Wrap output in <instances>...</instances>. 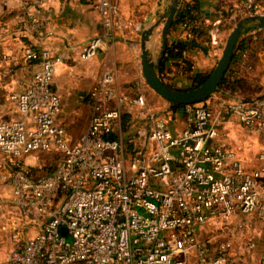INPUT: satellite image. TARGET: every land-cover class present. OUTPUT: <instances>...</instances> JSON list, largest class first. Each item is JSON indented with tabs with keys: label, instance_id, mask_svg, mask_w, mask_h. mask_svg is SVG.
<instances>
[{
	"label": "built area",
	"instance_id": "built-area-1",
	"mask_svg": "<svg viewBox=\"0 0 264 264\" xmlns=\"http://www.w3.org/2000/svg\"><path fill=\"white\" fill-rule=\"evenodd\" d=\"M56 1L30 0L20 30L39 40L53 35V17L40 10ZM96 6L104 33L72 44L71 50L90 60L128 29L136 34L133 46L140 47L142 22L123 17L115 0H99ZM262 10L259 0H239L213 22L201 17L181 22L177 39L197 41L194 29L204 24L211 44H218L221 24L234 27ZM188 52L183 50L182 58ZM24 56L39 61L40 68L13 96L20 116L0 118V156L8 160L7 169H0V215L8 187L15 206L39 228L29 238L13 234L8 264H231L232 241L214 243L200 233L208 225L230 227L239 213L264 220V149L259 164L248 168L215 138L229 112L264 136V96L184 104L179 107L184 125L174 132L170 120L179 114L168 118L170 109H148L143 92L122 93L115 71L105 68L89 93L94 108L89 125L72 139L58 121L62 98L55 81L66 55L30 43ZM124 112H133L125 126ZM51 150L61 155L50 170L39 171L26 161L34 152ZM249 223H239L238 229ZM254 246L251 240L248 247Z\"/></svg>",
	"mask_w": 264,
	"mask_h": 264
},
{
	"label": "crops",
	"instance_id": "crops-1",
	"mask_svg": "<svg viewBox=\"0 0 264 264\" xmlns=\"http://www.w3.org/2000/svg\"><path fill=\"white\" fill-rule=\"evenodd\" d=\"M98 1L60 0L47 3L41 8L40 15L53 17L55 32L44 40H39L33 34L22 32L19 28L21 20L29 9L27 4L30 0H0V118L20 116L13 96L28 86L33 73L40 68L39 61L27 60L24 56L25 47L30 43L39 47H47L54 54L66 55L56 68L55 81L56 89L62 98L58 121L67 127L72 139H77L89 125L94 110L89 93L105 68H112L115 71L119 89L128 96H134L140 92L145 93L146 107L152 110L147 100L149 90L142 71L141 48L133 46L132 40L136 34L131 30H126L125 35L117 36L109 49L100 48L90 60L81 58L77 51L70 49L74 43H83L104 33L103 16L96 6ZM115 1L119 4L123 17L142 22L146 28L164 14L173 0ZM188 1L194 0H183L181 5ZM198 1L202 9L200 17L204 18L206 23L213 22L221 16L224 17L225 12L229 14L230 9L239 2V0ZM259 1L264 7V0ZM205 10H209V18ZM162 26L163 22L155 28L150 42L154 57L160 54ZM232 29L233 25L228 22L221 24L220 42L211 44L207 52L198 48H189L185 58L193 62V67H190L184 60L164 57L160 71L165 82L176 88H184L192 84V75L196 70L207 71L214 68ZM180 32L181 24L173 22L169 42L177 39ZM247 33L251 34L249 38L251 46L249 52L234 63L233 76L238 79L235 88L221 91L225 94L224 97L229 99L238 96H264V41L262 40L264 29L257 27L245 34ZM237 70L242 73L240 77L236 76ZM130 84H133L135 88ZM127 88L131 91L127 92ZM217 102L214 100L213 103L217 105ZM161 104L166 105L164 111L171 110L166 113L168 118L173 114H179L178 120H170L171 128L174 132H178L184 125L182 108L171 109L169 102ZM129 113L133 115V112ZM227 114L229 115L225 116L224 122L218 126L219 134L215 141L222 142L234 150L248 168L256 167L260 162L259 154L264 149V136L257 128L243 126L232 112ZM51 151L61 155L58 150ZM26 161L39 171L50 170L49 168L44 169L46 164H43L38 153L28 155ZM7 162L6 158L0 156V169H7ZM3 194L5 205L3 214L0 215V247L5 248V251L0 253V264H8L14 244L13 234L18 233L22 238H29L36 234L39 224L22 215L13 202L10 188L6 187ZM247 221L250 223L238 229L239 223ZM203 230L200 235L207 238L203 235L205 231ZM207 232L211 233L208 238H211L214 243H217L219 239L232 241L233 261L231 264H264V220L257 218L255 214L239 213L230 227H223L221 231L208 230ZM251 240L255 241V246L249 248L248 244Z\"/></svg>",
	"mask_w": 264,
	"mask_h": 264
},
{
	"label": "water",
	"instance_id": "water-1",
	"mask_svg": "<svg viewBox=\"0 0 264 264\" xmlns=\"http://www.w3.org/2000/svg\"><path fill=\"white\" fill-rule=\"evenodd\" d=\"M182 1L183 0H173L169 8L166 9L164 14L160 15L154 24L142 30L140 38L141 65L144 77L149 86L169 102V108L179 104L201 102L211 97L214 93L218 92L220 90V83L232 62L238 40L242 35L253 28L259 27L264 29V13L250 14L240 19L229 32L220 57L218 58L210 76L203 83L189 89L171 87L161 76L159 67L163 58L165 57L169 44L170 29L179 11ZM205 12L209 18V10H205ZM162 22L161 50L160 54L157 57H154L151 52L150 42L152 41L155 28ZM248 23L251 24L248 25ZM178 41L184 43L190 48H200L205 52L208 51L207 47L198 41L184 38H179ZM177 59L184 60L190 67H193V62L189 58ZM63 230L66 231L67 229L63 228Z\"/></svg>",
	"mask_w": 264,
	"mask_h": 264
},
{
	"label": "trees",
	"instance_id": "trees-1",
	"mask_svg": "<svg viewBox=\"0 0 264 264\" xmlns=\"http://www.w3.org/2000/svg\"><path fill=\"white\" fill-rule=\"evenodd\" d=\"M225 13L226 14H224V16L228 14V12H225ZM200 15H202V9H201V4L198 0L184 2L179 8V11L175 17L174 22L181 23L186 20L193 21L195 19H198ZM194 31L196 32V35H197V41L204 44L208 49L211 46L210 35L208 33V26L201 24L200 26L195 28ZM259 34H261V32H259ZM250 36L251 34L247 33V34L242 35L241 38L238 40L232 62L223 80L220 83L219 91H225L228 88H231V89L235 88V85L238 79L235 78V76H233L234 71H235L234 63L240 60L242 53L249 52V49L251 46V43L249 40ZM262 40L264 41V37L262 38ZM189 48H190L189 46L185 45L184 43L179 42L177 39H172L168 44L165 58L182 57L183 50L189 49ZM160 69L161 67H159V72L161 76L163 77ZM212 70L213 68L207 71L196 70L192 75V84L186 88H180V89H189V88H193V87L200 85L210 76ZM170 86L173 87L172 85ZM182 105L184 104L174 105L171 109H177L181 107ZM130 120H131V114L129 112H124L123 113V126H125L127 122H129Z\"/></svg>",
	"mask_w": 264,
	"mask_h": 264
},
{
	"label": "rangeland",
	"instance_id": "rangeland-1",
	"mask_svg": "<svg viewBox=\"0 0 264 264\" xmlns=\"http://www.w3.org/2000/svg\"><path fill=\"white\" fill-rule=\"evenodd\" d=\"M130 85L135 88V86H133V84H130ZM116 86L118 87L117 83H116ZM186 87H188V86H185L184 88H186ZM147 88L149 90L147 92V100H148V103H149L150 107L152 108L153 111L163 113L165 108H166V105H163L161 103L162 102H167L168 103V101H166L161 95H159L154 89H152L149 86V84L147 85ZM127 90H128L127 92L131 91L130 88H127ZM120 91L122 92V90H120ZM122 93H124V92H122ZM125 94H127V93H125ZM222 96L224 97L225 94H223V92H221V91H218V92L214 93L211 96V103L213 105H215L213 103L214 100L219 101ZM227 115H229V114L226 113L225 116H227ZM166 116H167V114H166ZM35 153H38L39 157L43 161V164H46L44 166V169H47V168L51 169L52 166H53L52 163H56L58 161V159H59V156H60L59 153H55V152H52V151H39V152H35ZM223 227H224V225H222V223H219L218 225H213V226L212 225H208V226H206L204 228L205 231L203 230L204 231L203 235L208 238L209 235H211V233L207 232L208 230H220L221 231L223 229ZM219 241H221V239H219ZM1 251H5V248L0 247V253H1Z\"/></svg>",
	"mask_w": 264,
	"mask_h": 264
}]
</instances>
